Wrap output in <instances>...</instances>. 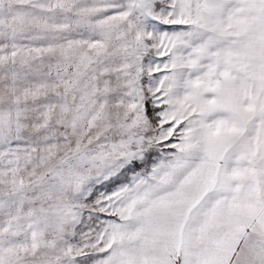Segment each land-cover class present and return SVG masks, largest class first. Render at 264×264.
Wrapping results in <instances>:
<instances>
[{"label":"snow or ice","instance_id":"1","mask_svg":"<svg viewBox=\"0 0 264 264\" xmlns=\"http://www.w3.org/2000/svg\"><path fill=\"white\" fill-rule=\"evenodd\" d=\"M0 264H264V0H0Z\"/></svg>","mask_w":264,"mask_h":264}]
</instances>
